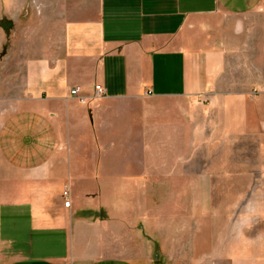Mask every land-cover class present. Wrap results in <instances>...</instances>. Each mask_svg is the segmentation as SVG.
<instances>
[{
	"label": "crops",
	"instance_id": "crops-1",
	"mask_svg": "<svg viewBox=\"0 0 264 264\" xmlns=\"http://www.w3.org/2000/svg\"><path fill=\"white\" fill-rule=\"evenodd\" d=\"M240 137L264 0H0V264H156L144 231L205 216Z\"/></svg>",
	"mask_w": 264,
	"mask_h": 264
},
{
	"label": "rangeland",
	"instance_id": "rangeland-1",
	"mask_svg": "<svg viewBox=\"0 0 264 264\" xmlns=\"http://www.w3.org/2000/svg\"><path fill=\"white\" fill-rule=\"evenodd\" d=\"M238 141L223 144V174L216 176L222 181L200 185L213 197L203 201L205 216L191 215L190 225L184 218L163 231H144L154 243L153 259L159 256L156 264H264V145L249 137Z\"/></svg>",
	"mask_w": 264,
	"mask_h": 264
},
{
	"label": "built area",
	"instance_id": "built-area-1",
	"mask_svg": "<svg viewBox=\"0 0 264 264\" xmlns=\"http://www.w3.org/2000/svg\"><path fill=\"white\" fill-rule=\"evenodd\" d=\"M105 94H106V92H105L104 88L101 85H96L95 86L94 94H93L94 99H100L103 96H105ZM70 95H71V97L74 100H76V101H78V102H80L82 104H86L87 103V100L84 97H82V91H81L80 87L73 88L71 90ZM62 197L64 199V206L66 208H69L71 206L69 187L65 188Z\"/></svg>",
	"mask_w": 264,
	"mask_h": 264
},
{
	"label": "water",
	"instance_id": "water-1",
	"mask_svg": "<svg viewBox=\"0 0 264 264\" xmlns=\"http://www.w3.org/2000/svg\"><path fill=\"white\" fill-rule=\"evenodd\" d=\"M158 252H160L159 249H158ZM158 258H159V256H157V257L155 258V260H159Z\"/></svg>",
	"mask_w": 264,
	"mask_h": 264
}]
</instances>
